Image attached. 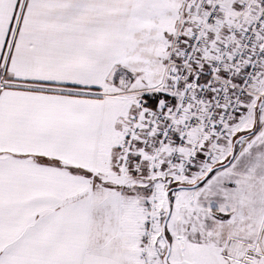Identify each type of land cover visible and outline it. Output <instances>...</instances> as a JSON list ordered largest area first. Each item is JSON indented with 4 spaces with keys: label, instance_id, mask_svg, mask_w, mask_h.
<instances>
[{
    "label": "snow or ice",
    "instance_id": "6c2138e0",
    "mask_svg": "<svg viewBox=\"0 0 264 264\" xmlns=\"http://www.w3.org/2000/svg\"><path fill=\"white\" fill-rule=\"evenodd\" d=\"M0 264H264V0H0Z\"/></svg>",
    "mask_w": 264,
    "mask_h": 264
}]
</instances>
